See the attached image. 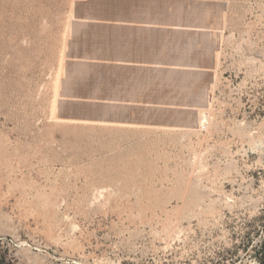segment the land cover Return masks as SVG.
<instances>
[{"label": "rangeland", "instance_id": "1", "mask_svg": "<svg viewBox=\"0 0 264 264\" xmlns=\"http://www.w3.org/2000/svg\"><path fill=\"white\" fill-rule=\"evenodd\" d=\"M82 1L0 0V260L258 264L264 0H192L216 23V81L197 127L142 135L58 113Z\"/></svg>", "mask_w": 264, "mask_h": 264}, {"label": "crops", "instance_id": "2", "mask_svg": "<svg viewBox=\"0 0 264 264\" xmlns=\"http://www.w3.org/2000/svg\"><path fill=\"white\" fill-rule=\"evenodd\" d=\"M209 13L192 0L78 3L64 49L61 119L121 135L197 127L218 65Z\"/></svg>", "mask_w": 264, "mask_h": 264}, {"label": "trees", "instance_id": "3", "mask_svg": "<svg viewBox=\"0 0 264 264\" xmlns=\"http://www.w3.org/2000/svg\"><path fill=\"white\" fill-rule=\"evenodd\" d=\"M258 264H264V239L257 251ZM0 264H9L5 259L0 260Z\"/></svg>", "mask_w": 264, "mask_h": 264}]
</instances>
